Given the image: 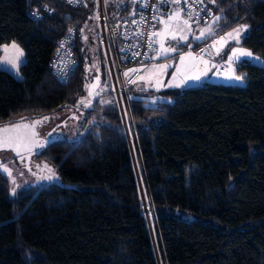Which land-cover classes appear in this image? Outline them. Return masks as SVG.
Instances as JSON below:
<instances>
[{"label":"trees","instance_id":"trees-1","mask_svg":"<svg viewBox=\"0 0 264 264\" xmlns=\"http://www.w3.org/2000/svg\"><path fill=\"white\" fill-rule=\"evenodd\" d=\"M203 1L221 18L193 49L246 24L241 44L264 61V0ZM105 3L110 21L134 7ZM36 4L54 11L33 19ZM94 9L93 0H0V44L14 40L25 56L21 78L0 69V125L49 117L39 125L48 143L32 156L56 172L48 186L11 195L0 171V264H264V64H235L244 85L125 87L124 122L116 103H77L96 58L104 78ZM70 27L76 64L60 82L50 61ZM76 109L81 136L56 135L57 117Z\"/></svg>","mask_w":264,"mask_h":264},{"label":"rangeland","instance_id":"rangeland-1","mask_svg":"<svg viewBox=\"0 0 264 264\" xmlns=\"http://www.w3.org/2000/svg\"><path fill=\"white\" fill-rule=\"evenodd\" d=\"M131 2H132V5L134 7L138 6L137 0H135V2H133V0H131ZM163 19H165L167 21L168 15L164 16ZM185 19H188V16H186L184 13H181V17L179 20L173 19V20L169 21L168 22V33L169 34L167 36L163 35V32L165 31V25L160 24L159 22L157 24L156 32L157 31L161 32L162 35L155 37L156 48H157L156 52H158L160 50V42L161 41L164 42V47L175 48L176 50L173 52H168V53L161 55V56L156 55L157 61H155L156 62L155 68H154V71L152 72V73H154L153 78H152V83L155 87L164 88V89L173 88V89H178L179 91H181V90L185 89L186 87L195 86V85L200 84V79L199 80L190 79V77L201 76V74H203V71L193 72V68L197 67V64L199 63L200 59L195 58L193 51H192V49H193L192 44L195 42H200L201 40L206 38L205 36L201 39H195L194 37L200 36V30L204 29L206 26H208V25H210L211 27L215 26V22H213V19L209 23L208 22H205V23L198 22L197 23V22L190 21L189 23L191 25V31L189 32L188 26L183 24V20H185ZM181 30H183L182 34L188 35V39L184 40V41H179L178 39L172 40L171 39V33L174 31L180 32ZM96 36H97V34H96ZM13 41L14 40L9 41V42H3L0 45H9L10 46ZM189 45L191 47H189ZM231 45L233 48L238 47V48L248 50L242 44L238 45V44L231 42ZM185 46H187L188 48L184 49ZM19 47L22 49V47L20 45H19ZM229 52H230L229 54L231 55L232 50ZM188 53H191V56H189ZM14 55H15L14 49H11L9 47V50L6 53L3 50V48H0V69H3V70L10 72L12 75H14L16 78L19 79V78H21L20 71L17 72V70L13 69L11 67V65L8 64L5 60L6 56L9 59H11V58H14ZM181 55H183L185 57L183 62H181V59H180ZM256 56L257 57H256L255 61L252 63L258 64V65H263L264 61L259 57V55H256ZM243 59H244L243 57H240L239 59H237V62L242 61ZM203 60H206V59H203ZM24 61H25V56H23L21 58V62L19 64V66ZM236 63H234V70H235V64ZM98 64H100V62L96 58L95 67H92L90 70H88V74H89L90 78L88 80L87 85H89V86L95 85V87L92 90L94 92H99V95H94L93 97H91L92 102L97 99L103 105H107V104L109 105L110 103H112V104L116 103L117 106L120 107V109L122 110L125 120H127V118H128V106H127L126 96H125V93L121 91L120 103H119V100H118L117 95H116L115 90H114L113 78H112V75L110 72L109 64H108L106 56L103 52V48H102L101 64L103 66L105 65V71L101 69L102 70L101 72L104 74V78H102L100 75V70L98 69ZM160 65H167V67L161 68ZM125 72H128V71L123 72V77L125 80L126 87L127 88H129V87L138 88L137 86L140 85L139 81H141L140 76H138V77L136 76L138 73L133 78H131L132 74L130 72H128V76H125L124 75ZM232 76L233 75H230V77L227 78L225 81L226 82L228 81L229 84H239V85L245 84L244 79L238 81L234 78H231ZM97 77L99 78L98 84H97ZM142 77H146V76H142ZM186 77L189 79H186ZM129 81H135V83H131ZM181 81H184V82L181 83ZM137 82H139V84ZM161 85H163V86H161ZM101 89H102V91H100ZM109 89H112L113 96L111 95L110 97L109 96L105 97L104 94ZM81 97H84L86 99L88 98V89L87 88L85 90L84 95ZM105 102H107V103H105ZM67 111H64L62 114H60V116L57 117L56 120L59 121V123H57L58 126L56 125V127L54 128L55 133H56V135L61 136V137H68V138L77 139L81 136V133H79L78 128L81 127L83 124V120H84L83 115L81 113H79L77 109L71 110V111L67 110ZM74 116L76 118H73ZM61 118H64V119H61ZM56 120H54L53 122L56 123ZM49 132L51 133V131H49ZM12 154H13V156L11 154H9L8 152L3 151L0 154V158L3 159V164L5 166H7L8 168H10L12 171V176L15 178L16 192L23 187H27V186L43 187V186H48L50 183L56 181V178H54L52 180H48V179L43 178L44 176H46L48 174L47 171L43 167L45 164L38 163L37 161L34 160V158L32 156V155H34V152L31 153L30 155L26 154L25 156H16V155H14V153H12ZM48 166L53 168L50 165H48ZM7 176L9 178V182H10L9 192L11 195H13L11 193V189L14 185L12 183V179L9 177L8 174H7ZM137 179L139 181L140 188H141L142 202H143V204L148 205L149 202L147 199V194L143 188L142 181L140 180L139 176ZM148 210H149V208H148ZM146 216L148 217V220H149V229H150L153 241H154L153 221H152V218L149 216L148 213H146ZM154 245H155V242H154Z\"/></svg>","mask_w":264,"mask_h":264},{"label":"built area","instance_id":"built-area-1","mask_svg":"<svg viewBox=\"0 0 264 264\" xmlns=\"http://www.w3.org/2000/svg\"><path fill=\"white\" fill-rule=\"evenodd\" d=\"M72 6H81L88 0H74L73 3H69L68 0H61ZM94 2V20L98 30V39L103 48V52L109 64L110 72L113 78L114 90L120 103L121 91L124 92L126 87L123 72H130L131 78H133L143 64L156 50L155 37L152 41V47H149L148 34L156 32V26L159 20H153L152 17L158 16L164 12H167L173 3H164L162 0H138V6L133 7L128 14L121 16L110 21L105 0H93ZM191 3V0H190ZM145 4L148 6L145 7ZM47 4H36L30 10L28 14L33 19H40L45 15L53 13L54 9ZM158 5V9H154L152 6ZM180 8H184L183 13L188 16V5L181 4ZM194 11L198 13L194 17L198 22H210L213 19V10L203 1V3H196L193 5ZM51 9V11H49ZM37 13V15H33ZM98 17V18H97ZM143 22L141 21V18ZM135 19L137 24H133L132 20ZM72 32L68 30L57 41L56 50L50 61V69L54 77L60 81H67L75 67L76 58L74 55L75 44V28L70 27ZM143 33L144 35H138L137 33ZM64 42V47L61 48V42ZM59 49V52L57 51ZM201 49L206 51L201 52ZM196 59H206L213 61L216 58V52L213 47V38L199 44L196 48L192 49ZM138 53V55H136ZM66 63V67L63 71H60V66ZM135 69V71H129ZM121 105V104H120ZM144 208L148 205L143 204Z\"/></svg>","mask_w":264,"mask_h":264},{"label":"snow or ice","instance_id":"snow-or-ice-1","mask_svg":"<svg viewBox=\"0 0 264 264\" xmlns=\"http://www.w3.org/2000/svg\"><path fill=\"white\" fill-rule=\"evenodd\" d=\"M69 3H73L74 0H68ZM133 2H135V0H133ZM162 2L164 3H168V2H171L175 5H181V4H184V5H188V19H185L183 20V24L188 26V31L190 32L191 31V25H190V21H193V22H197L198 21H195L194 20V17L198 15V13H196L194 11V8H193V5L196 4V3H203V0H191V3H190V0H162ZM211 3H216V0H210ZM148 5L145 4V7H147ZM154 9H158V5H153L152 6ZM45 8H47V5H45ZM185 9L184 8H180L178 11H175V12H172V13H169L168 14V20L166 21L165 19H163L162 16L158 17V16H153L152 19L153 20H159V23L160 24H163L165 25V31L163 32V35L167 36L169 33H168V22L173 20V19H176V20H179L180 17H181V13L184 11ZM49 11H51V9H49ZM33 15H37V13H33ZM98 18V17H97ZM221 17L219 15H216V16H213V22H216L220 19ZM143 17L141 18V21L143 22ZM132 23L133 24H137V21L135 19L132 20ZM248 28V25L246 24H242V25H239L237 28L233 29L232 32L230 33H227L226 35L228 37H230L231 39H233L236 43H239L240 39L243 38V34L246 32ZM81 31H83V29H81ZM213 31L212 27L210 25L206 26L204 29H201L200 30V36L198 37H194L195 39H201L203 38L206 34H211V32ZM69 32H72V29L69 28ZM183 30H181L180 32H172L171 33V39L172 40H179V41H184V40H187L188 39V35L187 34H182ZM138 35H144L143 33H137ZM162 33L161 32H152V33H149L148 34V39H149V47L151 48L152 47V41H153V38L154 37H158V36H161ZM85 39H87V37H85ZM223 40L224 38L221 37V46L223 44ZM215 45H213L214 47ZM9 47L11 49H14L15 50V55H14V58H11L9 59L7 56L5 57V60L8 64L11 65V67L13 69H16L17 72L19 71V64L21 62V58L24 56V52L23 50L19 47V45L13 41L11 43V45H0V48H3V50L7 53V51L9 50ZM60 47L63 48L64 47V42L62 41L61 44H60ZM189 47H191L189 45ZM176 49L175 48H168V47H164V42L161 41L160 42V50L158 52H156V55L157 56H161V55H164L168 52H173L175 51ZM59 52V49L57 50ZM206 51L205 49H201V52H204ZM219 51L220 49H217V54H219ZM138 55V53L136 54ZM189 56H191V53H188ZM244 56H248V57H251L252 56V53L246 49H242V48H233L232 49V54L229 56V61H233L234 59H239L240 57H244ZM181 59V62L184 61L185 57L183 55H181L180 57ZM66 63L67 62H64L59 70L60 71H63L64 68L66 67ZM206 63V61H205ZM93 67H95V65H93ZM161 68H166L167 65H160ZM89 69H86V71H88ZM129 71H135V69H132V70H129ZM125 76H128V72H125L124 73ZM203 75V74H201ZM231 78H234L238 81L242 80L243 77L242 76H236V75H233ZM140 79H144L143 77H141ZM186 79H189L186 77ZM190 79H193V80H199L200 79V76H194V77H190ZM131 83H135V81H129ZM184 81H181V83H183ZM99 83V78L97 77V84ZM163 86V85H161ZM87 89H88V98H84V97H81L80 100L77 102L78 105H82L83 107L85 108H88V107H91V104H92V99L91 97H93L94 95H99V92H94L92 89L95 87V85H86L85 86ZM102 91V89L100 90ZM107 103V102H105ZM73 118H76L75 116ZM49 119V117L45 116L43 117L42 119H37V120H34L32 122L31 125L29 124H24L22 123V121L24 120V118H21V122L20 123H17V124H14L12 127L13 128H20V127H23V128H30L32 130L31 132V135L33 137H35L37 135L36 131H35V127L36 125H39L41 124L43 121H47ZM2 131L4 132H8L9 131V128L5 127L4 129H2ZM53 131H55V129H53ZM51 138V133H49V139ZM20 143L17 141L15 144L13 143V140L11 137H0V150H7V149H11L13 151H15L17 153V155H20ZM44 143H41L39 141H37L34 145H32V147H44ZM30 150V149H29ZM39 167V166H38ZM44 169L47 171V175L44 176L43 178L44 179H48V180H52L54 178H56V172L53 168L49 167L47 164H45L44 166ZM0 171H3L5 173H7L9 175V177L12 179V183H13V187L11 189V193L13 195H15L16 193V185H15V178L12 176V171L10 168H8L7 166L5 165H0Z\"/></svg>","mask_w":264,"mask_h":264},{"label":"crops","instance_id":"crops-1","mask_svg":"<svg viewBox=\"0 0 264 264\" xmlns=\"http://www.w3.org/2000/svg\"><path fill=\"white\" fill-rule=\"evenodd\" d=\"M179 9H180L179 5L173 4L167 12H164L165 15L162 13L160 16L164 17V16L168 15L169 13L178 11ZM212 29H213V31L211 32V34L215 30L214 26H212ZM156 30H157V28H156ZM232 30H230L224 34L213 35V37H212L213 38V45H215L214 49L216 52L215 60L208 61V60L200 59L199 63L197 64L198 68L197 67L193 68V72L203 71V75L200 76V83H203L205 81H211V82H223V83L229 84V82L228 81L226 82L225 80L227 78H229L230 75L241 76V75H238L234 70V63L237 62V59H234L231 62L229 61V56H230L229 51H231L233 49V47L231 45V42L233 39L228 37L226 34L232 32ZM208 36H210V34L205 35V37H208ZM221 37L224 38L222 46H221V42H220ZM217 49H220L219 54H217ZM248 51H250V50H248ZM256 57L257 56L252 53L251 57L245 56L243 58L247 59L251 62H254ZM156 59H157V56H156V51H155L153 53L151 59L148 60V62H144L143 64H141L139 72L136 76L137 77L140 76V78L142 76H146V77H143L144 79H141V81H139L140 85L137 86L138 88L146 89V90L152 89L155 91H159V90L164 89V88L155 87L152 83V78H153V74H154L152 72L154 71V68H155V64H156L155 61H157ZM205 61H206V63H205ZM139 82H137V83L139 84ZM171 89H173V88H171Z\"/></svg>","mask_w":264,"mask_h":264},{"label":"water","instance_id":"water-1","mask_svg":"<svg viewBox=\"0 0 264 264\" xmlns=\"http://www.w3.org/2000/svg\"><path fill=\"white\" fill-rule=\"evenodd\" d=\"M244 36H245V33L243 34V38H244ZM243 38L240 39L239 43H236L234 40H232V42L240 45L242 43ZM119 110H120L121 116L125 122V118H124L123 112L120 109V107H119ZM34 120H37V119H34ZM34 120H32L31 123L26 122V120H23L22 123L31 125ZM20 122H21V119H18L17 121L0 125V137H5V136L11 137L14 144L18 141L21 145L20 149H19L20 155L25 156L26 154L30 155L33 152L34 153L38 152V150L41 147H32V145H34L37 141H39L41 143H48V139L43 140L39 136L38 137L36 136L37 139L35 137H33L31 135L32 130L30 128H23V127L13 128L12 127L14 124H17ZM5 127L9 128L8 132L2 131V129H4ZM35 131L37 133L36 127H35ZM37 135H38V133H37ZM7 150H10L12 153H14V155H17V153L15 151H13L11 149H7ZM0 165H4L1 158H0ZM140 190H141V188H140ZM147 221L149 222L148 219H147ZM148 226H149V223H148Z\"/></svg>","mask_w":264,"mask_h":264},{"label":"flooded vegetation","instance_id":"flooded-vegetation-1","mask_svg":"<svg viewBox=\"0 0 264 264\" xmlns=\"http://www.w3.org/2000/svg\"><path fill=\"white\" fill-rule=\"evenodd\" d=\"M24 120H26V122H30L31 123V121L32 120H27V119H24ZM48 124V123H47ZM40 125V124H39ZM39 125H36V130H37V133H38V135H36L37 137L39 136L41 139H44L43 137H41V135H40V132H41V129H39ZM43 127H45V125H42ZM49 136V132L47 131V132H45V135L44 136ZM51 135H52V133H51ZM36 136H35V138H36ZM46 136V137H47ZM37 139V138H36ZM3 151H5V152H8L9 154H11L12 156H13V154H12V152L10 151V150H1L0 151V154H1V152H3ZM2 162H3V159H2Z\"/></svg>","mask_w":264,"mask_h":264},{"label":"bare ground","instance_id":"bare-ground-1","mask_svg":"<svg viewBox=\"0 0 264 264\" xmlns=\"http://www.w3.org/2000/svg\"><path fill=\"white\" fill-rule=\"evenodd\" d=\"M111 22H113V21H111ZM145 208H147V207H145ZM153 236H154V234H153ZM156 238H155V236H154V242H155V246H156V240H155Z\"/></svg>","mask_w":264,"mask_h":264}]
</instances>
